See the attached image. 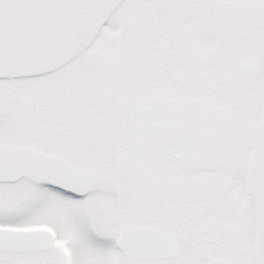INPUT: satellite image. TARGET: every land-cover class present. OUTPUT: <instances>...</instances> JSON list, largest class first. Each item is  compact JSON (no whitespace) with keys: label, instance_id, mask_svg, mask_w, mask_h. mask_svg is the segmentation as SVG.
I'll list each match as a JSON object with an SVG mask.
<instances>
[{"label":"snow or ice","instance_id":"obj_1","mask_svg":"<svg viewBox=\"0 0 264 264\" xmlns=\"http://www.w3.org/2000/svg\"><path fill=\"white\" fill-rule=\"evenodd\" d=\"M0 264H264V0H0Z\"/></svg>","mask_w":264,"mask_h":264}]
</instances>
